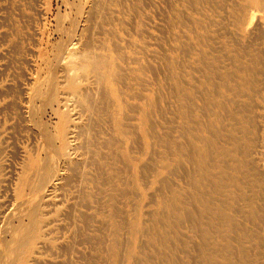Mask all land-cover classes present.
I'll return each mask as SVG.
<instances>
[{
  "label": "rangeland",
  "instance_id": "rangeland-1",
  "mask_svg": "<svg viewBox=\"0 0 264 264\" xmlns=\"http://www.w3.org/2000/svg\"><path fill=\"white\" fill-rule=\"evenodd\" d=\"M236 2L240 6L243 0H0V222L9 204L21 199L18 179L25 161L41 156L45 159L51 151L54 152L46 147L48 139L42 129H46L44 133L53 141L55 139L56 153L66 151L64 115L52 111L51 104L45 103L41 95L49 91L51 98H55L52 102L54 108H57L58 100L72 95L76 99L74 102H81L76 108L77 115H74L77 119L72 122H79L82 130L79 141L85 144L78 149L77 155H73V162L67 165L70 166L66 168L67 175L66 164L58 162L57 168L62 170L66 180L74 173L68 178L72 181L64 179L45 190L44 204L38 214L39 227L27 234L29 239L38 234L41 238L31 244L29 254L25 253L27 264H118L107 251L113 254L114 249L122 259L127 256L124 255L127 248L134 257L125 264H173V258L178 264H190L193 259L189 254H195V257L200 254L192 249L202 248L204 242L197 235L201 234L198 210L195 205L187 207V202L193 196L198 198L202 189L213 194V188L203 186V182L208 183L199 173L203 166L194 164L193 169L190 164L195 158L190 148L198 133L206 135L208 140L204 149L212 156V161L210 159L205 166H220L227 177L223 181L225 185L230 184L233 169L240 167V178L246 176L250 189L254 190L253 160L264 157V25L259 24L258 15L252 12L240 25L238 19L243 14L233 7ZM195 34L207 47L196 42ZM71 40L77 44L75 47L81 56L69 64L71 61L63 56L69 52ZM197 47L205 49V63L201 57L194 56L192 48ZM190 49L193 50L191 53ZM172 69L177 70L183 89L173 82ZM243 74L250 75L256 87L227 90L228 83ZM138 93L141 94L138 96ZM148 100H152V107L147 104ZM232 100H237V104ZM31 106L35 107L31 109ZM202 107L205 113H202ZM115 109L122 112L120 120L126 132L122 136L113 130L110 117ZM239 109L241 111H237ZM143 111H148L151 119L144 121ZM184 126L188 129L185 130ZM184 130L186 134L190 132L191 145ZM121 138L122 142L118 140ZM234 145L238 148L237 154L233 152ZM173 149L185 152L188 160L184 158L180 161L182 165H178L171 154ZM243 151L248 152L247 158L240 154ZM122 153L129 158L125 163ZM168 164L175 165L172 173L164 170ZM259 164L261 169L264 168L262 162ZM120 170L123 177L112 175V187L106 182L103 184V178L99 177L100 173L106 177V173ZM32 194V190H26V196ZM225 195L233 197L229 200L227 214L237 223L236 234L233 232L232 236L236 244L233 249L256 248L259 238L264 239V220L258 218L264 215L257 207L262 202L254 191L225 192ZM174 205L180 208L177 210ZM183 208L189 209L195 220L187 212V215L182 214ZM134 227L140 231L133 233ZM165 229L178 241L171 240V243L168 233L166 238L163 237ZM203 229L207 230V227ZM210 232L217 235L214 229ZM8 239L9 242L12 237ZM164 239L168 240L164 242Z\"/></svg>",
  "mask_w": 264,
  "mask_h": 264
},
{
  "label": "bare ground",
  "instance_id": "bare-ground-1",
  "mask_svg": "<svg viewBox=\"0 0 264 264\" xmlns=\"http://www.w3.org/2000/svg\"><path fill=\"white\" fill-rule=\"evenodd\" d=\"M191 3V2H190ZM193 3V2H192ZM210 3V2H209ZM237 3V2H236ZM192 5V4H191ZM233 7L235 8V10L239 13V14H243L242 17H240L238 19V22L240 20V25L243 24L244 22V17L248 15L249 12H252V14H257V18L259 19V24H262L264 25V0H243V2L240 4L239 6V3L233 5ZM221 8V7H220ZM196 9V8H195ZM225 9V8H224ZM165 13V12H164ZM261 13V14H260ZM185 16V15H184ZM256 16V15H255ZM206 18V17H205ZM246 18V17H245ZM201 20V19H200ZM189 22H192V21H189ZM221 22V21H220ZM237 22V23H238ZM257 22V21H256ZM255 22V23H256ZM212 23V22H211ZM187 26V25H186ZM261 26V25H260ZM203 27V26H202ZM239 27V26H238ZM222 28V27H221ZM261 28V27H260ZM78 29V28H77ZM79 30V29H78ZM160 30V29H159ZM229 30V29H228ZM249 30V28H248ZM261 30V29H260ZM72 32V31H71ZM77 32V31H76ZM192 32H195V31H192ZM226 32V31H225ZM78 33V32H77ZM221 34V33H220ZM239 34V33H237ZM232 35V34H231ZM199 35L198 34H195L194 37H195V40L197 43H199L200 45H202L203 47H207V44L205 43H201L199 40V38L201 37H198ZM205 36V35H204ZM119 37V36H118ZM211 37V36H210ZM262 37V35H261ZM260 37V38H261ZM187 38V37H186ZM212 38V37H211ZM234 38V37H233ZM214 39V38H213ZM253 40V39H252ZM254 41V40H253ZM218 43V42H216ZM236 43V42H234ZM240 44V42H239ZM255 44V43H254ZM75 45H77L76 43H74L72 40L70 41V48L68 49L69 52H67L64 56H63V59H66L67 61H71L69 64H72V62L74 60H76V58H78L79 55L78 54V49L77 47H75ZM251 45V44H250ZM248 46V45H246ZM173 47V46H172ZM191 47V45H190ZM213 47V46H212ZM72 48V49H71ZM143 48V47H142ZM217 48V47H216ZM115 49V48H114ZM194 49V56L201 59L202 58V61L203 63L204 62V57L206 55V51L205 49H203L202 47L201 48H192ZM214 49V48H213ZM232 50V49H231ZM235 50V49H234ZM117 51V50H116ZM180 51H181V48H180ZM185 51V50H184ZM193 51V50H192ZM191 49L189 50V52L191 53L192 52ZM244 51V50H243ZM87 52V51H86ZM188 52V51H187ZM237 52V51H236ZM263 52V51H262ZM209 53V52H208ZM238 53V52H237ZM96 54V53H95ZM186 54V53H185ZM188 55V54H187ZM186 55V56H187ZM239 55V54H238ZM151 56V55H150ZM233 56V55H232ZM240 56V55H239ZM134 57V56H133ZM167 57V56H166ZM201 57V58H200ZM219 57V56H218ZM217 57V58H218ZM169 58V57H168ZM220 58V57H219ZM218 58V59H219ZM233 58V57H232ZM91 59V58H90ZM231 59V58H230ZM253 59V58H252ZM255 61H258V59L254 58ZM73 60V61H72ZM168 61V60H167ZM175 61V60H174ZM197 61V60H195ZM220 61V59H219ZM232 61V60H231ZM147 62V61H146ZM180 62V61H179ZM222 62V61H221ZM176 63V61H175ZM207 63V62H206ZM232 63V62H231ZM181 66V64H179ZM213 65V64H211ZM233 65V64H232ZM81 66V65H80ZM165 66V65H164ZM205 66H208V65H205ZM237 66V65H235ZM82 67V66H81ZM145 67V66H144ZM159 67V66H158ZM215 67V66H214ZM223 67V66H222ZM79 68V67H78ZM208 68V67H207ZM243 68V67H242ZM240 68V69H242ZM146 69V68H145ZM170 69V68H169ZM201 69V68H200ZM251 69V68H249ZM73 70V69H71ZM195 70H197V68H195ZM202 70V69H201ZM259 70V69H257ZM77 71V70H76ZM184 71V70H183ZM199 70H197L198 72ZM215 71V70H214ZM226 71V70H225ZM262 71V70H261ZM260 71V72H261ZM73 72V71H72ZM162 72V71H161ZM169 72V70H168ZM227 72V71H226ZM69 73V72H68ZM71 73V72H70ZM116 73V72H115ZM192 73V72H191ZM218 72H216L217 74ZM118 74V73H117ZM121 74V73H120ZM228 74V72H227ZM187 75V74H186ZM193 75V74H192ZM201 75V74H200ZM220 77V74H218ZM111 76V75H110ZM195 75H193L192 77H194ZM204 76V74H203ZM207 76V75H206ZM204 76V77H206ZM237 76V75H236ZM112 77V76H111ZM154 77V76H153ZM167 77V76H166ZM217 77V76H216ZM255 77V76H254ZM114 78V77H113ZM142 78V77H141ZM171 78L173 80V82L175 81L177 83V86L180 88L182 83L179 79V76H178V73H177V70L176 69H172V72H171ZM232 77H230L231 79ZM116 79V78H115ZM197 79V80H196ZM233 79V78H232ZM231 79V80H232ZM255 79V78H254ZM196 81L199 80L198 77L195 78ZM257 79H255L256 81ZM97 81V80H96ZM260 81V80H259ZM184 82L185 79H184ZM199 82V81H198ZM215 82V81H214ZM101 83V82H100ZM264 83V82H263ZM262 83V85L264 86V84ZM102 84V83H101ZM124 84V83H123ZM172 84V83H171ZM188 84V83H187ZM215 85H217L216 83H214ZM213 84V85H214ZM140 85V84H139ZM214 85V86H215ZM52 86V85H51ZM51 86H50V89H51ZM142 86V85H141ZM194 86V85H193ZM227 86V85H226ZM228 86L229 88L227 90H236L238 88H244L246 87L247 90L251 89L250 87H256V84L253 82L252 80V77L250 75H245L243 74L242 76H239V79H233L231 83H228ZM173 87V86H172ZM206 88V86H203ZM197 88V87H196ZM264 88V87H263ZM45 89V88H44ZM144 89V88H143ZM180 89H183L180 88ZM226 89V88H225ZM38 90V89H37ZM216 90V89H215ZM198 91V90H197ZM202 91H204V89H202ZM239 91V90H237ZM255 91V90H253ZM259 91V90H258ZM36 92V91H35ZM39 92V90H38ZM49 92V91H48ZM48 92H45L41 95L42 96V99L44 100L45 103L47 104H51V109L52 111L54 110L56 112V114L58 115H64V121H63V126H64V136L65 138L67 139V144L65 145V149L66 151L65 152H61L59 154L56 153V143H55V139L54 141L52 140V138H50V135H46L44 133V131L46 130L45 128L42 129V134H44V136L48 139L47 141V144H46V147L49 149V150H53L54 152L51 151V154L49 155V157L47 158H43L42 156L41 157H37V159H31L30 162H26L22 165L21 169H20V176H19V179H18V185H19V194H22L20 195L21 196V199L19 201H16L14 203H11L9 204V208H8V211L6 213V215L4 216V218H2L1 222H0V264H27L28 263V256L26 257V252H28L29 254V250H30V246L31 244H33L34 242H36V240H39L41 238V235H36V236H32L31 239L27 238V234L29 233V231L35 229L37 230L38 227H39V218H38V214L39 212L41 211V208H42V205L44 204V200L42 199L43 196H44V193H45V190H49L51 188H53L54 186H56L57 184H59V182H61L62 180L65 179V181L67 180H71V179H68V178H72L71 176L74 174L72 173V175L70 174V176L67 178H64V174L62 172V170H58V162L59 161H62L66 164V167H65V174L67 175V170L66 168L68 169V167L70 166H67L69 163H72L73 162V159H74V156L73 155H77V151L78 149L85 143L83 144H80V141H79V136L81 135V126L79 124V122L76 120L74 122H72L73 120L77 119L74 115H77L76 113V108L77 106L81 105L79 103H81L79 100L74 102V99L75 97L72 95V96H68L67 99H61V100H58V102L56 104H58L57 108H54V105H52V102L54 101L55 98H51L52 96H50V94ZM98 92V91H97ZM181 92V91H179ZM217 90H216V94H217ZM45 93H47L48 95H45ZM122 93V92H121ZM135 93V92H134ZM176 93V92H175ZM202 93V92H201ZM238 93V92H237ZM105 94V93H104ZM139 94L141 93H138V96ZM157 94V93H156ZM185 94V93H184ZM240 94V93H239ZM33 95V93H32ZM176 95V94H175ZM186 95V94H185ZM219 95V94H218ZM244 95V94H242ZM131 96V95H130ZM129 96V97H130ZM137 96V98H138ZM254 96V95H253ZM142 97V95L140 96V98ZM158 97V96H157ZM187 97H190V96H187ZM198 97V96H197ZM260 97V96H259ZM35 98V97H34ZM123 98V97H122ZM139 98V99H140ZM203 98V97H202ZM251 98V97H250ZM33 99V98H32ZM31 99V100H32ZM85 99V98H84ZM226 99V98H225ZM228 99V98H227ZM76 100V99H75ZM87 100V98H86ZM190 100V98H189ZM229 100V99H228ZM262 100L264 101V98H262ZM89 101V100H88ZM86 101V102H88ZM95 101V100H94ZM111 101V100H110ZM109 101V102H110ZM234 101V100H232ZM178 102V101H177ZM203 102H204V98H203ZM235 102V101H234ZM236 102H238L236 100ZM235 102V103H236ZM29 103V102H28ZM32 104V103H31ZM34 104V103H33ZM104 104V102H103ZM151 107L153 106V102L152 100H148V103ZM160 104V103H158ZM195 105V103H193ZM206 104V103H205ZM237 104V103H236ZM184 105V104H183ZM188 105V104H187ZM197 105V104H196ZM215 104H213L214 106ZM95 106V105H94ZM93 106V107H94ZM131 106V105H130ZM225 106V105H224ZM238 106V105H237ZM35 107V106H33ZM31 106V109L33 108ZM48 107V106H47ZM105 107V106H104ZM103 107V110L105 109ZM135 107V106H134ZM139 108V106H137ZM189 107V106H187ZM198 107V106H197ZM221 107V106H220ZM242 107H245L242 105ZM99 108V107H98ZM136 108V107H135ZM179 108V107H178ZM190 108V107H189ZM188 108V109H189ZM204 107H202L201 111L203 110ZM209 109V107H207ZM226 109V107H224ZM82 109V108H81ZM93 109V108H92ZM95 109V108H94ZM130 109V108H129ZM134 109V108H133ZM137 109V108H136ZM152 109V108H151ZM150 109V110H151ZM223 109V107H222ZM224 109V110H225ZM235 109V108H234ZM246 109V108H244ZM261 109V108H260ZM35 110V109H34ZM160 110V109H159ZM158 110V111H159ZM164 110V109H163ZM193 110V109H192ZM211 110V109H210ZM249 110V109H248ZM246 110V111H248ZM134 111H137L138 110H134ZM152 111V110H151ZM204 111V110H203ZM237 111H241L240 109L237 110ZM83 112V110H82ZM85 112V111H84ZM189 112V110H188ZM210 112V111H209ZM228 112V110H227ZM250 112V111H249ZM29 113V108L27 110V113ZM33 112H31L32 114ZM153 113V112H152ZM159 113V112H158ZM202 113H205L202 112ZM220 113V112H219ZM72 114V115H71ZM105 114V113H104ZM148 111H143L142 115H143V119L144 121L147 120V118H149L148 115ZM212 114V113H211ZM35 115V114H34ZM89 115V114H88ZM113 116H111V120H112V126H113V130H114V133L119 135V136H122V133H126L124 132V130L122 129V125L121 124V120L120 118L122 117V112L118 109H115L113 114ZM125 115V114H123ZM192 115V114H191ZM206 116V114H204ZM226 115V114H225ZM80 116V115H79ZM126 116V115H125ZM177 116V115H176ZM190 116V115H189ZM254 116V115H253ZM256 116V114H255ZM91 117V116H90ZM233 117V116H232ZM247 117V116H246ZM261 117V116H260ZM264 117V115H263ZM262 117V118H263ZM136 118V117H135ZM134 118V119H135ZM162 118V117H161ZM235 119V117H233ZM250 118V117H249ZM79 119V118H78ZM128 119V118H126ZM130 119V118H129ZM133 119V118H131ZM151 119V118H149ZM151 121V120H150ZM192 121H194L192 119ZM198 121V120H196ZM34 122V120H33ZM153 122V121H152ZM159 123V121H157ZM184 122V121H183ZM250 122V121H248ZM39 123V122H37ZM43 123V122H42ZM151 123V122H150ZM204 123V122H203ZM236 123V122H235ZM87 124V123H86ZM126 124V122H125ZM130 124V123H129ZM128 124V125H129ZM198 125V122L196 123ZM228 124V123H227ZM155 125V124H154ZM83 126V125H82ZM124 126V125H123ZM131 126V124H130ZM151 126V125H149ZM176 126V125H175ZM215 126V125H214ZM252 126V125H251ZM254 126V125H253ZM260 126V125H259ZM44 127V126H43ZM88 127V126H87ZM91 127V126H90ZM154 127V126H153ZM156 127V126H155ZM179 127V126H178ZM222 127V126H221ZM261 127V126H260ZM70 128V131H68V129ZM84 128V127H83ZM112 128V127H111ZM174 128V127H173ZM171 127V129H173ZM185 128V126H184ZM192 128H194L192 126ZM222 128H225V127H222ZM39 129V128H38ZM153 129V128H152ZM151 129V130H152ZM188 128H185V130H187ZM208 129V127H207ZM174 130V129H173ZM184 130L185 134V138L187 137V141L189 142V144L191 145L192 143V138H190V132L186 134V131ZM211 130V129H210ZM259 130V128H258ZM112 131V130H111ZM134 131V129H133ZM153 131V130H152ZM218 131V130H216ZM49 132V131H48ZM155 132V131H154ZM157 132V131H156ZM179 132V131H178ZM208 132V131H207ZM211 132V131H210ZM213 132V131H212ZM210 133V134H214V133ZM219 132V131H218ZM134 133V132H133ZM136 133V132H135ZM134 133V134H135ZM164 133V132H162ZM181 133V132H180ZM249 133V132H248ZM251 133V131H250ZM259 133V132H258ZM55 135V134H53ZM70 135V136H69ZM139 135V134H138ZM193 135V134H192ZM140 136V135H139ZM138 136V137H139ZM156 136V135H155ZM158 136V135H157ZM160 136V135H159ZM170 136V135H169ZM178 136V135H177ZM183 136V135H182ZM195 136V135H194ZM214 136V135H213ZM229 136V135H227ZM56 137V136H55ZM137 137V138H138ZM150 137V136H149ZM154 137V136H153ZM184 137V136H183ZM58 138V136H57ZM140 138V137H139ZM138 138V139H139ZM161 138V137H160ZM256 138V137H255ZM260 138V137H259ZM134 139V138H133ZM157 139V138H156ZM171 139V138H170ZM195 139H196V142L193 144V147L190 148V145H189V148L190 149H193L194 151V160L193 161H188L190 164H192L193 166V169H194V164H196L198 167L200 166H203V168L201 169V172H199L200 174H203V178L206 179L208 181V183H205L203 182V186H206V187H211L213 188V194L210 193V192H207L205 193V191L207 190H201L202 193H200V196L198 198H196L195 196H193V198L187 202V207H191L192 205H195V208L198 210V219H199V224L201 226V229L199 228L198 226V230H201V234H197V235H200V238L203 240L204 244H202V248H193L192 251L195 252V253H200L197 257H195V254H189L190 258L193 259L190 264H264V239L262 240L261 237L259 238V242L257 241V249L254 248V249H251L248 250L244 247H241L240 245V249L239 250H235L233 248H236V244L233 242V232L235 233L236 232V228H237V223L236 221L233 219V218H230L227 214V210L230 208V202L229 200L233 199V197L231 198L230 196L227 197L225 195V192H229V193H247V192H255V195L258 196V199L260 202H262V204H259V206H257L258 208H260V211L261 213L264 215V168L260 167V164H259V161L262 162V166H264V157L261 156L260 158H255L257 161L253 160V164L254 166L251 167L252 169V173L255 174V187H254V190H251L250 187H249V180L246 176H242V178H240L239 174H240V171H241V168L238 167V168H234V173H231L230 174V178H229V181H230V184L229 185H225L224 184V178H227L226 175H225V172L220 168V166H218L217 164H213V166L211 167H206V163H208L211 159L212 161V156L209 154V152H206L204 147L206 146L205 142L208 140L206 138V135L205 134H202V133H198L196 134L195 136ZM221 139V138H220ZM252 139V138H251ZM81 140V139H80ZM105 140V139H104ZM119 141L122 142V138L121 139H118ZM244 140V139H242ZM57 141V140H56ZM137 141V139H136ZM105 142V141H103ZM135 142V140H134ZM158 142V141H157ZM169 142V141H168ZM179 142V140H178ZM136 143V142H135ZM154 143V142H152ZM138 144V143H136ZM140 144L141 141H140ZM210 144V143H209ZM208 144V146H209ZM116 145L120 146L121 144L119 143H116ZM153 145V144H152ZM162 145V144H160ZM179 145V144H178ZM177 145V146H178ZM211 145V144H210ZM105 146V144H104ZM138 146V145H137ZM140 146V145H139ZM164 146V145H162ZM259 146V145H258ZM132 147V146H131ZM86 148V147H85ZM142 148V147H141ZM210 148V147H209ZM83 149V147H82ZM89 149V148H88ZM154 149V148H153ZM164 149V148H163ZM167 149H169L167 147ZM142 150V149H141ZM166 150V149H165ZM188 150V149H187ZM233 152L235 154H237L238 151V148L234 145L233 147ZM242 150V149H240ZM113 151V150H112ZM140 151V150H139ZM158 151V150H155V152ZM254 151V150H253ZM252 151V152H253ZM68 152L70 154H68ZM85 152V151H84ZM83 152V153H84ZM101 152V151H100ZM182 151H179V150H174L172 151V156L174 157V161H176V163L181 164L180 161H182V159H184L186 156H185V152H182ZM189 153L190 150H188ZM224 152V151H223ZM156 153H160V152H156ZM169 153V152H168ZM101 154V153H100ZM118 154V153H117ZM123 155L121 156L122 157V160L123 162L125 163L127 159H129L126 155H124V153H122ZM240 154H242L245 158L248 157V152H240ZM90 155V154H89ZM88 155V157H89ZM157 155V154H156ZM191 155V154H189ZM93 156V155H92ZM91 156V157H92ZM113 156V155H112ZM120 156V155H119ZM152 156V155H151ZM176 156H178V158H175ZM103 158V156H100ZM134 157V156H133ZM192 157V156H191ZM25 158V157H24ZM90 158V157H89ZM112 158V157H111ZM110 158V159H111ZM85 159V158H84ZM121 159V158H120ZM186 159V158H185ZM214 159V157H213ZM94 160V159H93ZM115 160H117V158H115ZM188 160V159H186ZM221 161V160H220ZM225 161V160H224ZM76 162V160H75ZM79 162V161H78ZM93 162V161H92ZM92 162H89L92 163ZM95 162V161H94ZM118 162V160H117ZM121 162V161H120ZM250 162V161H249ZM248 162V163H249ZM80 163V162H79ZM78 163V164H79ZM214 163H217V161L215 160ZM225 163V162H224ZM246 162H241V164H244ZM75 164V163H74ZM73 164V165H74ZM87 164H88V160H87ZM96 164V163H95ZM252 164V165H253ZM61 165V164H60ZM77 165V162L76 164ZM74 165V167H76ZM142 165V164H141ZM182 165V164H181ZM180 165V166H181ZM227 165V163H226ZM81 166V165H80ZM87 166V165H86ZM130 166V165H129ZM144 166V165H143ZM147 166V165H146ZM150 166V164H149ZM152 166V165H151ZM160 166V164H159ZM175 165L173 164V166L171 165H167L164 170L168 173H172V169H174ZM247 166V165H246ZM71 169L74 171V168ZM78 167V166H77ZM145 167V166H144ZM186 167V166H185ZM229 167V165L227 166V168ZM99 168V167H97ZM96 168V169H97ZM103 165H102V169H103ZM130 168V167H129ZM142 168V167H140ZM151 168V167H150ZM182 168V167H181ZM184 168V167H183ZM250 168V167H249ZM70 169V170H71ZM121 169V168H120ZM122 169H124L122 167ZM121 169V170H122ZM114 171V172H110V173H106V177H104L102 175V173H100L99 177L100 178H103L104 180V183L106 182V184H108L110 187H112V184L110 183V178H112V175H115L114 177L117 176V174H120L122 175L123 177V173L122 171ZM154 170V168H153ZM183 170V169H182ZM187 170V169H185ZM112 171H113V168H112ZM178 171V170H176ZM74 172H77L76 170ZM88 172V171H87ZM174 172V171H173ZM184 172V171H183ZM12 173V172H11ZM89 173V172H88ZM98 173V172H97ZM185 174L187 173L184 172ZM191 173V172H190ZM193 173V172H192ZM191 173V174H192ZM248 172H244V174H246ZM250 173V172H249ZM78 174V173H77ZM99 174V173H98ZM144 174V173H143ZM174 174V173H173ZM242 174V173H241ZM251 174V173H250ZM93 175V174H92ZM188 175V174H187ZM198 175V174H197ZM76 176V175H74ZM150 176V174H149ZM178 176V175H177ZM193 176V174H192ZM95 177V176H94ZM190 177V176H189ZM77 178V177H76ZM79 178V177H78ZM162 178V177H161ZM160 178V179H161ZM85 179V178H84ZM89 179V178H88ZM2 180V179H1ZM119 180V179H118ZM187 180V179H186ZM7 181V180H6ZM68 181V182H69ZM72 181V180H71ZM79 181V180H78ZM82 181V180H81ZM163 181V179H161V182ZM172 181V180H171ZM124 182V181H122ZM168 182V181H167ZM65 183V182H64ZM67 183V182H66ZM65 183V184H66ZM70 183V182H69ZM67 183V184H69ZM94 183V182H93ZM63 184V183H62ZM148 184V183H147ZM186 184L187 181H186ZM202 184V182H201ZM61 185V184H60ZM64 185V184H63ZM62 185V186H63ZM76 185V184H75ZM94 185V184H93ZM189 185V184H188ZM9 186V185H8ZM169 186V185H168ZM191 186H193L191 184ZM72 187V185H71ZM84 187V186H83ZM95 187V186H94ZM195 187V186H194ZM8 188V187H6ZM57 188V187H56ZM98 188V187H97ZM96 188V190H97ZM197 188V187H196ZM59 189V188H58ZM127 189V188H126ZM169 189V188H168ZM26 190H28V192L30 190H32L33 194L31 196H26ZM118 190V189H117ZM128 191V190H127ZM125 190V192H127ZM200 191V190H199ZM102 192V191H101ZM130 192V191H129ZM103 193V192H102ZM128 193V192H127ZM84 194V193H83ZM182 194V193H181ZM191 195V194H190ZM78 196V195H77ZM74 197V196H73ZM84 197V196H83ZM240 197V196H239ZM81 198V197H80ZM99 198V197H98ZM151 198V197H150ZM191 198V197H190ZM101 200V198H99ZM98 199V200H99ZM198 199V201H197ZM241 199V198H239ZM244 199V198H243ZM12 200V199H11ZM10 200V201H11ZM170 200V199H169ZM80 202V200H78ZM78 201H77V205H78ZM82 201V200H81ZM95 201V200H93ZM182 201V200H181ZM236 202V200H235ZM88 202H86V207L89 206V204H87ZM120 203V202H119ZM147 203V202H146ZM173 203V202H172ZM84 204V203H83ZM133 205V204H132ZM165 205V204H164ZM257 205V204H256ZM48 206V204H47ZM73 206V205H71ZM84 206V205H83ZM84 206V207H85ZM99 206V205H98ZM167 206V204H166ZM115 207V206H114ZM164 207V206H163ZM175 209L178 210V208H180L179 206L176 208V206L174 205L173 206ZM75 208V207H74ZM166 208V207H165ZM235 208V207H234ZM71 209H73L71 207ZM77 209V208H76ZM75 209V210H76ZM89 209V208H88ZM100 209V208H98ZM97 209V210H98ZM236 209V208H235ZM238 209V207H237ZM236 209V210H237ZM53 210V209H52ZM183 211L181 212L182 214H187L189 215V217H192L190 215V211L189 209H186V208H183L182 209ZM239 210V209H238ZM237 210V211H238ZM73 211V210H72ZM72 211H71V215H72ZM79 213L82 211V210H79ZM125 211V210H124ZM66 212V211H65ZM196 212V211H195ZM245 212V211H244ZM82 213V212H81ZM92 213V212H91ZM90 213V214H91ZM84 214H86V212H84ZM89 214V215H90ZM93 214V213H92ZM186 214V215H187ZM197 214V213H196ZM195 214V215H196ZM81 215V214H80ZM83 215V213H82ZM81 215V216H82ZM150 215V214H149ZM40 216V215H39ZM69 216V215H68ZM91 216V215H90ZM89 216V217H90ZM244 216V215H243ZM75 217V216H74ZM83 217V216H82ZM85 217V216H84ZM86 217L88 218V216L86 215ZM95 217V216H94ZM174 217V215H173ZM187 217V216H186ZM42 218V217H41ZM45 218V217H44ZM86 218V219H87ZM93 218V217H92ZM127 218V217H125ZM169 220L171 219L170 215H169ZM188 218V217H187ZM186 218V219H187ZM193 218V217H192ZM260 221H263L264 220V217L261 216V217H258ZM50 219V218H49ZM181 219V218H180ZM178 219V220H180ZM85 219L83 218V221ZM91 220V219H90ZM144 220V219H143ZM146 220V219H145ZM148 220V219H147ZM160 221V219H158ZM182 220V219H181ZM180 220V221H181ZM193 220H195L193 218ZM245 220V219H244ZM250 218H249V222H250ZM80 221V220H79ZM82 221V222H83ZM95 222L99 221V220H94ZM189 222L191 221L190 219L188 220ZM86 221H84L85 223ZM172 222V221H171ZM174 222V221H173ZM16 223H18V225H16ZM161 223V222H160ZM163 223V222H162ZM177 225H179L177 222H175ZM181 223H185L183 221H181ZM251 223V222H250ZM87 224V222H86ZM85 224V225H86ZM104 224V223H103ZM174 224V223H173ZM71 225V224H70ZM84 225V226H85ZM90 225V224H89ZM126 225V224H125ZM175 225V224H174ZM184 225V224H183ZM253 225H256L255 223ZM63 226V225H61ZM76 226V225H75ZM78 226V225H77ZM76 226V227H77ZM151 226V225H150ZM64 227V226H63ZM70 227V226H69ZM97 227V226H96ZM103 227V226H102ZM203 227H207V230L203 229ZM190 228V227H189ZM262 228V227H261ZM192 228H190V231H191ZM210 229H214L216 234H213V232L211 233L210 232ZM78 230V228H77ZM80 230V229H79ZM90 230V229H89ZM108 230V229H107ZM262 230V229H261ZM73 231V230H72ZM140 231L138 229V227H134V229L132 230V232L136 233ZM172 231V230H171ZM102 232V231H101ZM164 232V235L163 237L166 238V233H168L169 235V240L171 242V240L174 242V241H178L176 239H174V237L172 236V233L168 230L165 229ZM76 233V232H75ZM79 233V232H78ZM125 233V232H124ZM174 233V232H173ZM105 234V233H104ZM147 234V233H146ZM236 234V233H235ZM246 234V233H245ZM72 235V234H71ZM80 235V234H79ZM78 235V236H79ZM125 235V234H124ZM185 235V234H184ZM243 235V234H242ZM254 235V234H253ZM73 236V235H72ZM77 236V235H75ZM92 236H95V235H92ZM187 236V235H186ZM9 237H12V240H10L8 242V238ZM91 237V236H90ZM188 237V236H187ZM264 237V236H262ZM179 239V237H177ZM72 239V238H71ZM80 239V238H79ZM82 239V238H81ZM85 239V238H84ZM89 239V238H88ZM168 239H164V242H166ZM73 240V239H72ZM182 240V239H180ZM82 241V240H81ZM148 241V240H147ZM201 241V240H200ZM89 242V241H88ZM103 242V241H102ZM106 242V241H105ZM182 242V241H181ZM180 242V243H181ZM192 242V241H191ZM81 243V242H80ZM123 243V242H122ZM150 243V242H149ZM172 243V242H171ZM183 243V242H182ZM195 243V242H194ZM198 244V243H197ZM239 244V243H238ZM47 245V244H46ZM67 245V244H66ZM74 245V244H73ZM146 245V244H144ZM173 245V244H172ZM175 245V244H174ZM195 247H196V243L194 244ZM253 245V243H252ZM43 246V245H42ZM111 246H112V249H113V243H111ZM124 246V245H123ZM152 246V244H151ZM170 246V245H169ZM67 247V246H66ZM104 247V246H103ZM176 247V246H175ZM178 247V246H177ZM228 247V249H227ZM23 248H28V250H24ZM61 249V248H60ZM69 249V248H68ZM75 249V247H74ZM182 249V248H180ZM23 250V251H22ZM66 250V249H64ZM105 250V249H104ZM187 249H185L186 251ZM191 250V249H190ZM63 251V250H61ZM181 251V250H179ZM184 251V252H185ZM45 252V251H44ZM113 254L110 250L107 251V254L108 256L112 257V258H116L117 260V263L118 264H125V262H128L129 260H131L134 256H132V252H130V249L127 248L125 249V252L124 255L126 254V258H122L120 259L122 256L118 253V252H115L114 249H113ZM159 252V250H158ZM52 253V251H51ZM54 253V252H53ZM56 253V252H55ZM70 254V252H68ZM67 253V254H68ZM122 253V252H121ZM89 254V253H88ZM167 254V253H166ZM175 254V253H174ZM63 255V254H62ZM80 255V254H79ZM82 255V253H81ZM149 255V254H148ZM152 255V254H151ZM168 255V254H167ZM83 256V255H82ZM90 256V255H89ZM93 256V255H92ZM97 256V255H96ZM140 256V254H139ZM153 256V255H152ZM169 256V255H168ZM177 256V254H176ZM88 257V255H87ZM150 257V256H149ZM81 258V256H80ZM84 258V257H83ZM111 258V259H112ZM140 258V257H139ZM155 258V257H154ZM87 260V259H86ZM85 260V261H86ZM178 260V259H177ZM160 261V260H159ZM60 262V261H59ZM73 262V260H72ZM71 262V263H72ZM138 262V261H137ZM57 263V262H56ZM62 263V262H61ZM64 263V262H63ZM93 263V262H92ZM177 261L176 259L173 258V264H176ZM39 264V263H37ZM96 264V263H94ZM128 264H133V262H129ZM141 264V263H140ZM169 264V263H167ZM178 264V263H177ZM185 264H187L185 262Z\"/></svg>",
  "mask_w": 264,
  "mask_h": 264
}]
</instances>
